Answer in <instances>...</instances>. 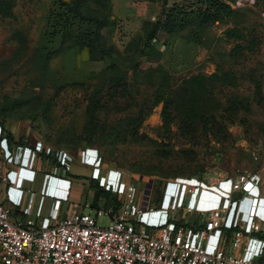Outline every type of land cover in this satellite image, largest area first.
Masks as SVG:
<instances>
[{"label": "rangeland", "instance_id": "obj_1", "mask_svg": "<svg viewBox=\"0 0 264 264\" xmlns=\"http://www.w3.org/2000/svg\"><path fill=\"white\" fill-rule=\"evenodd\" d=\"M58 1L71 2L0 0V121L4 125L26 132L23 139L28 142L40 141L69 153L67 169L76 177L98 176L99 170L90 175L93 171L72 159L86 149L96 150L103 169L131 178L141 208L149 205V195L158 201L163 186L176 178L208 184L240 174L256 175L264 193V0L242 6H236L238 0H220L240 11L241 24L235 23L237 18L205 22L195 12L187 14L185 29L156 34L152 41L156 58L138 50L153 25L163 22L172 0L166 5L164 0H109L107 6L89 0L85 9L89 21L73 26L70 35L52 39L47 21ZM94 19L107 23L98 31L100 43L95 46L110 53L116 69L123 72L117 85L110 84L104 73L82 76L86 71L77 68L72 52L64 56L74 46V37L95 31ZM232 29L240 36H225ZM236 45H241L240 54L229 57ZM156 66L170 76L166 82H161L160 73H150ZM217 67L235 76L236 86L215 84L209 89L214 100L223 103L238 97L249 102L250 111L240 112L215 136L198 127L189 139L180 134L175 120L165 130L157 95L174 91L179 97L186 79L210 75ZM258 79L262 105L254 102L252 81ZM209 104L215 110L216 103ZM95 123L101 134L92 139L88 134ZM75 187L78 194L72 199L78 204L71 210L88 203L96 218L97 210L113 209L97 188L89 189L82 182ZM34 188L39 190V185ZM71 202L70 198L63 206ZM205 218L193 214L185 221L197 226ZM108 224V218L98 217V227Z\"/></svg>", "mask_w": 264, "mask_h": 264}, {"label": "built area", "instance_id": "obj_2", "mask_svg": "<svg viewBox=\"0 0 264 264\" xmlns=\"http://www.w3.org/2000/svg\"><path fill=\"white\" fill-rule=\"evenodd\" d=\"M0 148V264H264V231L256 221L264 193L256 175L208 184L176 178L158 201L149 195L141 208L131 178L103 169L97 151L86 149L79 163L99 170L97 185L117 199V210H97L93 218L84 203L60 217L70 195L65 178L71 155L41 143L9 148L1 126ZM45 201L49 209L42 211L37 204ZM17 209L24 221L12 218ZM193 214L206 218L192 226L185 218ZM98 217L108 218V226L98 227Z\"/></svg>", "mask_w": 264, "mask_h": 264}, {"label": "trees", "instance_id": "obj_3", "mask_svg": "<svg viewBox=\"0 0 264 264\" xmlns=\"http://www.w3.org/2000/svg\"><path fill=\"white\" fill-rule=\"evenodd\" d=\"M96 4L108 5L109 0H91ZM169 0H164V5ZM171 7L167 10L163 22H157L153 25L151 31L147 34L143 40V46L138 50V53L143 56H153L156 58L158 54L152 45V41L155 39L156 34L159 31H165L172 34L175 31H180L188 26L187 14L197 13L202 21L216 22L227 19H236V24H241L243 15L240 11H235L229 4H226L220 0H172ZM89 0H71L70 3H64L58 1L55 3V9L50 12L48 17V27L50 30V37L55 39L57 37H64L70 35L72 28L75 25L85 24L89 21L85 15V9L87 8ZM91 25L95 26V31H85L79 35L80 39L74 37L75 44L69 48L65 55L69 52L73 54H79L81 51H87L88 60L91 62H106V66L99 72H82V76L96 75L98 73L107 74L109 83L116 84L122 80L123 72L116 69V66L111 61L110 53L103 52L102 47L98 48L97 44L100 43L98 31L104 28L107 23L104 19H94ZM240 33L235 29L228 30L225 36L228 38H237ZM242 37V36H241ZM243 38V37H242ZM104 48V47H103ZM241 45H236L230 53L229 57H235L240 54ZM148 52V54L146 53ZM136 69V67H135ZM150 73H160L162 77L161 82H166L168 74L160 66H156L150 70ZM252 78V77H251ZM220 84L222 87H235L236 79L228 71H223L220 67H217L215 72L210 75H193L186 79L179 90L181 95L175 96L178 93L170 92L166 95L164 92L158 94L156 103H162V127L168 130L171 123L175 120L178 124V130L181 135L193 139L197 133L198 127H204L207 134L214 135L219 132L221 128L226 129L228 125H232L236 120L237 115L240 112L248 113L250 111V104L238 97H231L226 99L223 103L214 100L210 88L215 84ZM254 88V102L257 105L263 104V92L262 82L258 80L252 81ZM210 102L216 103L215 110H211ZM94 109V108H93ZM90 117L93 116V111H89ZM93 120V119H92ZM0 125H4L0 121ZM100 128L97 124L93 125L89 131V138H96L101 133H98ZM50 147V146H49ZM53 149V148H52ZM54 151H59L55 150ZM66 177L81 178L88 181V188H97L98 194H102L109 203H112L113 209L110 214L117 210V199L110 193L105 192L99 188L97 182L91 178L86 177H74L67 173ZM155 202V200H154ZM181 225L182 222L177 223Z\"/></svg>", "mask_w": 264, "mask_h": 264}, {"label": "crops", "instance_id": "obj_4", "mask_svg": "<svg viewBox=\"0 0 264 264\" xmlns=\"http://www.w3.org/2000/svg\"><path fill=\"white\" fill-rule=\"evenodd\" d=\"M73 56H74V58H75V60L77 62V65H78V63L80 65V67L78 65L77 68L78 69L81 68L83 71H86V72H99L107 64L106 62H91V61H89L88 60L87 51H85V50L81 51L79 54H73ZM79 58H81V59L79 60ZM0 126H1V129H2V132L4 133V138L7 140L9 148H13L16 145H21V146L23 145V146L33 147L37 143L43 144L40 141L28 142L26 139H23V136H24V134H26V132H23L20 129L9 127L7 125H0ZM72 159H73V161H74V163L76 165H79V166H82V167H86V166H83V165H81L79 163V158L78 159H74V157H72ZM0 161H1V148H0ZM86 168L90 169L91 171L94 170V169H92L90 167H86ZM68 173H69V171H68ZM93 174L95 175L94 171L92 173H90V175H93ZM54 175L57 178L59 177L57 171H55ZM74 177H76V176H74ZM95 177H97V176H95ZM95 177L94 178L93 177H89V178H91L94 181H96ZM86 178H88V177H86ZM65 179L70 182V195H69L68 202L70 201V198H71L72 202H71L70 205H68V207L67 206L64 207L63 205L61 206L60 217L65 216V214L71 210L73 205H77L78 204L77 199L76 200L72 199V196L75 197V195L78 194L77 193L78 191H77V189L75 187V183L76 182H82L83 184H87V186H88V181L85 180V179H81V178H77L76 179V178H73V177H66ZM28 200L29 199L27 197L24 200V206L25 207L28 206ZM37 206L42 211H46V210L49 209V204L46 201L43 204H37ZM11 215H12V218L14 220H16V221H24L26 219V216L21 211H19L18 209L17 210H12L11 211ZM256 221L259 223L260 229L262 231H264V198L260 201V203L258 205ZM256 236L260 237L261 234L260 235L258 234Z\"/></svg>", "mask_w": 264, "mask_h": 264}, {"label": "bare ground", "instance_id": "obj_5", "mask_svg": "<svg viewBox=\"0 0 264 264\" xmlns=\"http://www.w3.org/2000/svg\"><path fill=\"white\" fill-rule=\"evenodd\" d=\"M197 199L199 200V202H202L203 199H204V194L203 193L199 194L198 197H197ZM197 199H196V201H197Z\"/></svg>", "mask_w": 264, "mask_h": 264}, {"label": "clouds", "instance_id": "obj_6", "mask_svg": "<svg viewBox=\"0 0 264 264\" xmlns=\"http://www.w3.org/2000/svg\"><path fill=\"white\" fill-rule=\"evenodd\" d=\"M167 201H168V196H167L166 199L164 200V203H163L164 206H166Z\"/></svg>", "mask_w": 264, "mask_h": 264}]
</instances>
